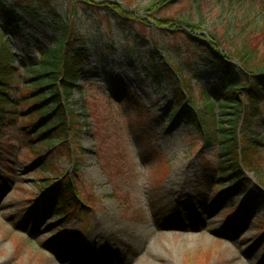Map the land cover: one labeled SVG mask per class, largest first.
<instances>
[{"label":"rangeland","instance_id":"1","mask_svg":"<svg viewBox=\"0 0 264 264\" xmlns=\"http://www.w3.org/2000/svg\"><path fill=\"white\" fill-rule=\"evenodd\" d=\"M47 1L58 17L19 13L20 32H11L8 42L14 67L26 77L25 61L39 57V49L53 48L65 22L87 40L89 61L71 100L82 127L74 131L71 124L76 165L67 159L69 149L58 144L39 158L31 156L38 139L34 127L21 119L3 130L0 264H264V201L256 174L234 188L223 177L226 195L217 200V167L228 158L220 159V145L207 144L189 123V110L187 115L175 114L174 86L165 80L157 83L150 70L158 43L162 59L182 69L199 109L207 96L220 114V97L228 87L205 54L173 32L171 22L184 19L199 24L202 33L216 32L229 40L244 25L257 22L262 27L246 39L263 56L264 0H86L110 11L114 4L140 19L125 29L107 9ZM153 3L157 8L150 11ZM164 19L170 24L161 29L141 24L156 26ZM160 61L158 56L154 62ZM115 78L126 83L133 102L112 96L110 81ZM46 99L51 105V97ZM84 105L88 111L81 113ZM261 112L252 132L263 141V151L255 143V154L262 151L255 170L264 176V103ZM239 130V136L249 137L244 125ZM21 142L28 147L23 149ZM47 161L56 164L60 175H72L90 206L69 219L52 220L61 196L56 189L40 193L59 175L39 174ZM33 197L34 204L29 201ZM59 226H65L60 233Z\"/></svg>","mask_w":264,"mask_h":264},{"label":"trees","instance_id":"2","mask_svg":"<svg viewBox=\"0 0 264 264\" xmlns=\"http://www.w3.org/2000/svg\"><path fill=\"white\" fill-rule=\"evenodd\" d=\"M10 1L12 6L8 7L4 1L0 0V138L8 125L15 124L21 119L26 124H31L30 127H34L32 131H35L38 139V144L31 147V156L39 158L43 152H48L54 148L55 144H58L69 149L66 156L71 162L73 153L70 150L69 138L72 134L75 138L71 124L74 131L75 128L78 131L82 128L79 121L80 116L75 114L71 100L74 97V90L79 89L82 68L88 62L87 40L72 25L65 22L60 29V34L56 37L54 47L41 50L39 60H28V74L21 80L14 67L16 58L8 40H6L9 30L15 34L20 32L19 16L16 12L22 11L28 17L44 12L49 16H58L47 0ZM71 1L75 8L78 5L84 8L88 6L90 9L92 7L100 10L107 9L108 13L112 12L116 18L117 24L123 27H129L133 21H140L135 14L125 12L114 4H110L113 9L110 11L106 6L91 5L86 0ZM161 1L168 2L169 0ZM175 1L172 0L171 3ZM33 4L36 6L33 7ZM163 4L161 3V5ZM149 8L150 11H154L157 8V3H153ZM150 18L155 19L153 15ZM175 21L181 27L170 21L174 24L173 32L178 34L183 42L189 44L188 47L197 48L205 54L208 64L217 67L223 84L228 87L227 91L222 92V98L220 97L221 104L218 108L220 114L215 112L216 107L207 96L203 101L205 106L202 110L199 109L190 82L181 74L182 69L167 57L162 59V55L158 54L161 52L158 43L155 44L151 53V59H153V62L150 61L151 73L156 82L165 80L167 84L174 86L177 114L187 115V110H189L187 118L202 134L204 140L210 145L214 143L220 145L221 157L232 159V165L225 163L220 166L221 175L241 179L240 159L242 158L245 167L255 170L256 161L263 151L260 146L262 141L252 132V128L257 123L261 114V104L264 103V43L261 46L263 48V56H261L260 50L250 47L246 39L251 31L262 26L257 22H252L249 26L244 25L238 36L229 40L227 37L211 31H207V34L203 35L202 27L199 24L184 19H175ZM141 24L161 29L163 25L170 23L169 20L164 19L158 20L155 23L156 26L153 22L150 25L146 22H141ZM158 56L161 61L155 63ZM118 79L120 80V78ZM119 80H113L111 83L114 85L115 92L123 93L124 85ZM48 95L51 97V105L46 99ZM115 95L119 98V95L116 93ZM129 97L130 95L127 99ZM68 101L69 106L67 105ZM53 108H56L55 111ZM190 110L196 112L193 113ZM87 111L86 105L81 106V113ZM241 125L246 127L245 134L249 136L247 139L239 136ZM255 143L262 149L256 154ZM239 149H242V152ZM228 159L226 160L228 161ZM55 165L53 161L43 163L45 168L42 167L39 174L42 177L50 171L54 175L59 174L58 169L54 168ZM259 173L261 174L258 170L257 174ZM259 175L261 183L264 184V176ZM60 176L59 174L58 177ZM71 183L73 181L68 180L57 190L61 196V204L57 208L54 218L69 216L68 214L78 204L72 193Z\"/></svg>","mask_w":264,"mask_h":264},{"label":"bare ground","instance_id":"3","mask_svg":"<svg viewBox=\"0 0 264 264\" xmlns=\"http://www.w3.org/2000/svg\"><path fill=\"white\" fill-rule=\"evenodd\" d=\"M186 174V173H185Z\"/></svg>","mask_w":264,"mask_h":264}]
</instances>
